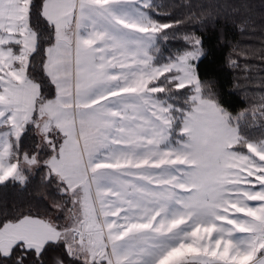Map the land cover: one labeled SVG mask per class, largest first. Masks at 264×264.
I'll return each mask as SVG.
<instances>
[{
	"label": "snow or ice",
	"instance_id": "1",
	"mask_svg": "<svg viewBox=\"0 0 264 264\" xmlns=\"http://www.w3.org/2000/svg\"><path fill=\"white\" fill-rule=\"evenodd\" d=\"M149 2L0 0V186H25L9 160L32 125L48 205L0 201V264H45L60 245L83 264H264V139L241 130L264 119V92L236 115L208 98L195 36L154 66L147 42L183 21L151 19ZM181 90L184 139L161 147L176 118L157 96Z\"/></svg>",
	"mask_w": 264,
	"mask_h": 264
},
{
	"label": "trees",
	"instance_id": "2",
	"mask_svg": "<svg viewBox=\"0 0 264 264\" xmlns=\"http://www.w3.org/2000/svg\"><path fill=\"white\" fill-rule=\"evenodd\" d=\"M151 19L159 23L183 21L177 27L155 34L154 44L150 48L153 64L168 63L177 55L191 50L192 44L185 37H198L201 55L194 62L197 75L204 86V94L216 99L220 106L232 115L250 107L258 101L264 92V0H150L149 7L144 8ZM161 13L157 15V11ZM167 13V14H165ZM245 20L251 21L240 31L238 25ZM18 52L19 46L12 45ZM242 53H247L245 59ZM237 61L236 67H229V57ZM171 89L172 85H164ZM248 94L247 98L245 94ZM172 105V116L175 117L171 127V135L177 136L181 127L182 113L176 109L187 106L184 103L185 92H164L157 96ZM1 130V129H0ZM241 130L253 140L264 139V119L257 113L253 120L249 115L242 123ZM246 151V149H245ZM25 154L31 158L36 155L38 163L31 167L21 168L26 177L25 186L18 181H9L0 186V201L11 208L48 207L42 196L36 195V187L43 172V160L46 158V145L40 139L32 125L21 137L19 148L15 149L11 162L19 163ZM49 182V195H54L56 189ZM71 205H69L70 207ZM55 219L63 220L58 214ZM58 255L51 260V255L45 254V264H83V255L68 256L63 251V245L57 250Z\"/></svg>",
	"mask_w": 264,
	"mask_h": 264
},
{
	"label": "rangeland",
	"instance_id": "3",
	"mask_svg": "<svg viewBox=\"0 0 264 264\" xmlns=\"http://www.w3.org/2000/svg\"><path fill=\"white\" fill-rule=\"evenodd\" d=\"M137 8H139V6H136ZM141 12H143V13H145L146 14V12H145V10H144V8H140L139 9ZM123 11H127V12H130L133 16H135L136 15V12L135 11H133V9L131 8V7H127V8H125V9H123ZM147 15V14H146ZM154 39H155V36L150 40V41H148L147 42V48H146V51H147V53H148V55H150L151 56V54H150V48L152 47V45L154 44ZM152 57V56H151ZM169 63V62H168ZM162 64H166V63H162ZM162 64H153L154 66H160V65H162ZM157 99L160 101V102H162L165 106H167V105H170L166 100H164V99H159L158 97H157ZM181 130H182V124H181V127H180V129L178 130V132H177V136L176 137H174L173 138V136L171 135V128L169 129V141L167 142V143H165L164 145H162L161 147H168L169 146V144L172 146V147H175L176 146V141L177 140H183L184 139V137L182 136V134H181ZM3 131H5V129H1L0 130V132H3ZM40 139H41V137H40ZM42 140V139H41ZM9 163H16V162H11L10 160H9ZM20 166H21V168H22V166L23 167H31V166H29V165H27L26 163H25V161L23 160L21 163H20ZM32 166H34V165H32ZM77 254H80V253H77ZM80 255H83V254H80Z\"/></svg>",
	"mask_w": 264,
	"mask_h": 264
}]
</instances>
